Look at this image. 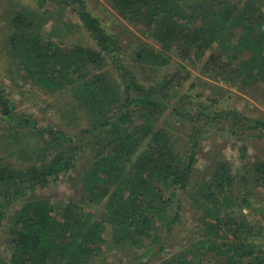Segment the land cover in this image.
Here are the masks:
<instances>
[{"label":"trees","instance_id":"16d2710c","mask_svg":"<svg viewBox=\"0 0 264 264\" xmlns=\"http://www.w3.org/2000/svg\"><path fill=\"white\" fill-rule=\"evenodd\" d=\"M58 1L76 11L95 46L67 48L44 41L26 8L12 19L10 55L28 82L49 93L71 92L86 125L75 137L60 128L37 129L49 140L37 152L40 162L25 171L0 159V228L9 218L11 249L10 258L0 263L96 264L107 246L106 252L142 251L139 264H264L263 228L249 219L264 214V206L257 208L252 200L255 189H264V161L245 166L237 179L224 158L189 198L204 213L200 227L179 251L159 260L182 232L180 211L202 138L198 127L188 135L187 149H179L172 132L160 124L172 102L177 101L170 111L177 123L199 124L204 118L214 127L231 121L243 162L245 133L264 139L263 120L230 109L209 112L200 102L187 103L191 98L181 92L184 71L199 63L215 81L247 89L264 85V0H110L122 18L159 46L138 39L136 63L170 71L151 85L119 59L118 38L108 33L88 0ZM45 3L40 0L39 6ZM109 61L119 81L107 70ZM2 95L0 85V107L7 115L11 103ZM87 150L92 162L83 166L79 152ZM80 165L79 205H52L38 194L72 179Z\"/></svg>","mask_w":264,"mask_h":264},{"label":"rangeland","instance_id":"374dc122","mask_svg":"<svg viewBox=\"0 0 264 264\" xmlns=\"http://www.w3.org/2000/svg\"><path fill=\"white\" fill-rule=\"evenodd\" d=\"M39 1L0 0V85L3 91L2 96L11 103V108L6 105L7 115L3 114L0 107V159L5 165L21 171L40 162L37 152L40 147L45 145V141L49 140L46 134L39 133L40 130L49 127H53L55 130L60 128L75 137L85 127L86 120L83 119L80 110L76 108L78 103L75 104V98L71 92L56 94L44 91L28 82L29 80H25L18 67L14 65L10 55V42L15 35V30L12 27L13 17L21 9L28 8L33 14L31 15L32 22L41 32L44 41L55 42L67 48L79 45L95 46L90 35L82 27L74 9H66L58 0H44L47 3L41 8ZM247 1L249 0H244V3ZM88 2L90 10L101 19L108 33L118 38L121 48L119 59L127 67L134 69L142 82L149 85L155 84L161 82V79L170 73V71L156 70L148 66L140 67L136 63L135 56L140 41L138 39L145 43L150 42L157 50L159 49L157 44L143 35V28L122 18L112 7L110 0H88ZM202 67L203 63L196 66L191 65L183 73L185 80L181 92L187 93L186 96L191 98L185 100L187 103L200 102L199 105L208 106L209 112L212 113L215 111L227 112L230 109L239 111L247 117L264 121V85H257L250 89L233 87L226 82L211 79L202 73ZM107 70L113 79H119V74L114 71V66L110 61ZM172 103L171 108L160 120V124L172 132L179 149L181 151L187 149L188 135L198 127H200L202 138L195 177L185 196L184 208L180 211L182 224L178 227V232H182L173 237L167 246V252L160 255V261L179 251L180 243H184L186 237L187 242L188 237L194 235L200 227L204 213H200L197 208L193 207L189 198L194 196L196 191L209 179L217 160L224 158L229 161L237 179L243 175L245 166L253 168L255 163L264 161V139L257 138L254 133H245L243 137L244 143L248 147V154L247 161L243 162L239 152L241 142L233 134L234 127L231 121L225 120V123L221 122L219 126L214 127L207 124L204 118L198 121L199 124L190 119H186V122L183 123H177V120L170 114L172 108L176 107L174 104L177 101ZM190 113L197 116L196 110H192ZM21 121L23 124H20ZM79 153L82 157L79 162L81 165L85 166L86 162H92L90 150ZM81 165L77 168V173L71 174L72 179L62 181L50 190L38 192V194L49 199L52 205L60 207L79 205L82 199V185L79 176L84 173ZM252 200L257 208H262L264 206V189H255ZM19 208L20 206L11 208L8 214H11L12 211L13 215ZM244 213L249 215L248 210H245ZM249 219L255 224H261L260 227L263 228L264 214L256 213L250 215ZM9 227L10 220L8 218L5 226L0 228V258H10ZM106 250L107 246L104 247L105 253L97 260L96 264H139L141 261L139 256L142 251L106 252ZM152 264H157V262Z\"/></svg>","mask_w":264,"mask_h":264},{"label":"built area","instance_id":"2783aa9c","mask_svg":"<svg viewBox=\"0 0 264 264\" xmlns=\"http://www.w3.org/2000/svg\"><path fill=\"white\" fill-rule=\"evenodd\" d=\"M263 233H264V224H263Z\"/></svg>","mask_w":264,"mask_h":264}]
</instances>
